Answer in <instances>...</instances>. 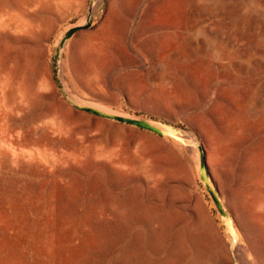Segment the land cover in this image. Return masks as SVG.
<instances>
[{
	"label": "rangeland",
	"instance_id": "374dc122",
	"mask_svg": "<svg viewBox=\"0 0 264 264\" xmlns=\"http://www.w3.org/2000/svg\"><path fill=\"white\" fill-rule=\"evenodd\" d=\"M128 36L87 78L63 31L0 36V264H264V0H143Z\"/></svg>",
	"mask_w": 264,
	"mask_h": 264
},
{
	"label": "crops",
	"instance_id": "0c3cea01",
	"mask_svg": "<svg viewBox=\"0 0 264 264\" xmlns=\"http://www.w3.org/2000/svg\"><path fill=\"white\" fill-rule=\"evenodd\" d=\"M143 0H0V36L41 39L89 23L67 39L69 77H100L133 53L125 46ZM91 72V74H88Z\"/></svg>",
	"mask_w": 264,
	"mask_h": 264
},
{
	"label": "water",
	"instance_id": "95a60500",
	"mask_svg": "<svg viewBox=\"0 0 264 264\" xmlns=\"http://www.w3.org/2000/svg\"><path fill=\"white\" fill-rule=\"evenodd\" d=\"M89 26H90L89 23H85L83 25H78V26L70 28L69 30L66 31V33L64 35V40L69 39L71 37V35L73 33H75L76 31L88 28ZM74 106L80 110L86 111L90 114H93L95 116H98V117H101L104 119L113 120L116 122L128 124V125L140 128V129H144V130H147V131H150L153 133L160 134V135L167 134V135L173 137L174 139H176L180 142H183L181 131L178 128H176L172 125H169L167 123L110 114V113L104 112L102 110L95 109V108L88 107V106H81V105H74ZM197 149H198V162H199V171H200L201 179H202L204 186L207 189V191H208V193H209V195H210V197L214 203L216 210L219 213V216L221 217V220L223 222V225H224L226 232L228 234H230V236H232V238H233L234 236H233L232 230L230 229V227L228 225L229 214L227 213L224 206L222 205L220 198H219V195H218V192L210 180L204 150L200 144H197ZM233 240H234V238H233Z\"/></svg>",
	"mask_w": 264,
	"mask_h": 264
},
{
	"label": "bare ground",
	"instance_id": "6f19581e",
	"mask_svg": "<svg viewBox=\"0 0 264 264\" xmlns=\"http://www.w3.org/2000/svg\"><path fill=\"white\" fill-rule=\"evenodd\" d=\"M73 100V99H72ZM79 100V99H78ZM75 101V100H74ZM77 102V101H76ZM78 104H82V103H79L77 102ZM102 109V108H101ZM104 110V109H103ZM105 112V111H104ZM106 112H109V111H106ZM110 113V112H109ZM229 225V224H228ZM230 229L232 230L231 226L229 225ZM232 233H233V230H232ZM234 235V234H233Z\"/></svg>",
	"mask_w": 264,
	"mask_h": 264
}]
</instances>
